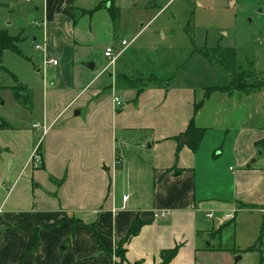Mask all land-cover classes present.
Segmentation results:
<instances>
[{
    "label": "crops",
    "instance_id": "crops-1",
    "mask_svg": "<svg viewBox=\"0 0 264 264\" xmlns=\"http://www.w3.org/2000/svg\"><path fill=\"white\" fill-rule=\"evenodd\" d=\"M102 3L41 0L32 41L55 89L35 122L45 134L0 139V264H160L175 247L167 264H264V91L228 95L234 102L214 92L195 114L197 89L183 82H147L137 96L117 72L125 65L101 58L96 68L94 28L103 24L108 47L121 27ZM193 117L205 129L195 151L182 139Z\"/></svg>",
    "mask_w": 264,
    "mask_h": 264
},
{
    "label": "rangeland",
    "instance_id": "rangeland-1",
    "mask_svg": "<svg viewBox=\"0 0 264 264\" xmlns=\"http://www.w3.org/2000/svg\"><path fill=\"white\" fill-rule=\"evenodd\" d=\"M80 1L85 7L92 8L102 0ZM106 3L114 12V27L117 28L118 20L121 26L109 42V46L117 49L116 68L123 64L128 69L117 72L138 77L134 80L136 89L146 81L151 82L150 77L155 72H172L170 65H164L165 58L169 61L167 57L173 53L184 55L192 48H233L238 67L245 68L251 63L257 74L264 75V0H103V6ZM41 5V0H0V29L18 41L17 51L4 50L0 54V121L6 125L0 128V139H6L8 135L12 138L17 130H28V134L35 136V142L40 132L31 125L40 120L43 93L55 89L51 85L55 74L50 68L46 66L44 71H37L43 68L42 57L32 38L39 33L36 23L41 19ZM36 6L40 9L36 10ZM91 26L93 30V23ZM93 36L98 43L92 44L90 52L98 68L101 58L108 61L103 55L107 34L102 23L98 29L97 26L94 28ZM121 39L128 45L120 46ZM207 67L209 71L205 73L217 74ZM118 76L115 73V81ZM182 77L184 79L180 82L186 80L196 87V101L202 100L206 91L203 88H210L211 82L202 80L199 75V79L193 74ZM123 84L128 86L129 83ZM58 91L55 95L61 97L62 91ZM109 92L104 89L101 95L106 96ZM215 95L235 101V98L228 97V93L215 92ZM74 110L71 109V113ZM239 110L230 111L237 115ZM17 142L15 139L11 144ZM6 152L1 154L0 151V168L5 166Z\"/></svg>",
    "mask_w": 264,
    "mask_h": 264
},
{
    "label": "trees",
    "instance_id": "trees-1",
    "mask_svg": "<svg viewBox=\"0 0 264 264\" xmlns=\"http://www.w3.org/2000/svg\"><path fill=\"white\" fill-rule=\"evenodd\" d=\"M109 11L113 17V23L115 25L116 19L111 7L109 8ZM17 42L18 41L14 39L13 36H10L6 30L0 29V54L4 50L17 51ZM167 58L169 61H167L165 58L164 65H170L172 68V72H169L168 74H161V72L158 74L157 72L153 73V76L150 77V81L154 82L156 85L165 87L176 85L181 83L180 80H182L183 75L186 76L190 74H193L197 79H199L197 75L202 76V80L211 82L210 88L206 86V88H203L204 90H206L204 98L200 101H195L194 114L203 107L204 103L210 98L213 92L228 93L230 95H250L256 92L264 91V75L260 76L259 74H257L251 63H249L245 68L238 67L235 60L236 53L233 48H223L220 46L192 48L184 55H176L173 53L171 57ZM207 66H209L211 70L214 69L217 74L215 76H212L210 73H205L206 71H209V68ZM125 77L130 78L127 76ZM137 78L130 79L135 80ZM145 83H147V81L142 84L145 85ZM183 83L185 85L195 87L192 83H189L186 80H183ZM142 88L143 86H140L138 89H136L137 96L141 93ZM17 95H20L19 92L17 93ZM2 127H6V125H4L2 121H0V128ZM204 131V128L198 127L194 124L193 117L184 133V135L188 138L186 145L191 150L195 151L197 149ZM260 145L262 147L264 146V144ZM139 227V222H134L129 228L125 239L122 240L117 246L115 253L116 256H118L120 262L124 261L125 259L124 245L129 241L131 237L136 235ZM176 250L177 248L175 247L169 250L162 251V260L160 264H167L175 255Z\"/></svg>",
    "mask_w": 264,
    "mask_h": 264
},
{
    "label": "built area",
    "instance_id": "built-area-1",
    "mask_svg": "<svg viewBox=\"0 0 264 264\" xmlns=\"http://www.w3.org/2000/svg\"><path fill=\"white\" fill-rule=\"evenodd\" d=\"M127 45H128V43L125 40H121L120 41V46H127ZM34 47H35L36 50H40L41 49V45L40 44H35ZM103 55H104L105 58L108 59V63H109L110 66H113L115 64V62L117 60V55H116L114 47H112V46L106 47L104 52H103ZM45 59H46V61H45L46 64H51L53 66L57 65V60L47 59V58H45ZM114 102H115V105L117 107L121 106V101H120V99L118 97H114ZM31 127L33 129L40 128L42 130L43 134H45V132L47 131V128L44 125H41L39 123H33L31 125ZM32 157H33V161H35V162H38V161L41 160L40 153L38 151V146H37V149L35 150V152L33 153ZM127 199H128V196L124 195L123 196V203L124 204H125ZM124 204H123V207H125ZM162 215H165V214H162ZM155 216H157V215L155 214Z\"/></svg>",
    "mask_w": 264,
    "mask_h": 264
},
{
    "label": "water",
    "instance_id": "water-1",
    "mask_svg": "<svg viewBox=\"0 0 264 264\" xmlns=\"http://www.w3.org/2000/svg\"><path fill=\"white\" fill-rule=\"evenodd\" d=\"M86 66L89 67L90 69H92L94 64L93 63H89V64H86ZM77 113H79V112H75V114H77ZM183 138H185V140H187V137L184 136V137H182V139ZM182 139L180 140V143L184 142V141H182ZM0 151H1V149H0Z\"/></svg>",
    "mask_w": 264,
    "mask_h": 264
}]
</instances>
